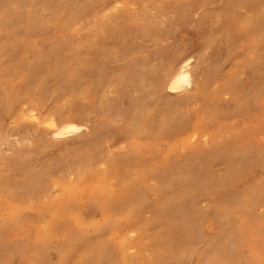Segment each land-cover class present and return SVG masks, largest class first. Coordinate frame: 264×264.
I'll return each instance as SVG.
<instances>
[{
	"label": "rangeland",
	"instance_id": "rangeland-1",
	"mask_svg": "<svg viewBox=\"0 0 264 264\" xmlns=\"http://www.w3.org/2000/svg\"><path fill=\"white\" fill-rule=\"evenodd\" d=\"M185 58L192 85L173 93L171 72ZM23 72L40 91H18L9 116L5 89L18 88ZM32 112L76 119L81 131L58 138ZM28 155L30 176H46L41 191L27 190L33 201H0V264H20L17 246L43 231L54 250L41 264H122L118 237L128 245L124 264H264V0H1L2 200L23 183L8 161ZM80 166L95 173L74 175ZM138 174L133 204L145 208L116 205L117 237L100 235V254V184L109 177L113 199ZM21 215L25 233L14 223ZM72 232L85 240L63 257L56 248Z\"/></svg>",
	"mask_w": 264,
	"mask_h": 264
},
{
	"label": "bare ground",
	"instance_id": "bare-ground-1",
	"mask_svg": "<svg viewBox=\"0 0 264 264\" xmlns=\"http://www.w3.org/2000/svg\"><path fill=\"white\" fill-rule=\"evenodd\" d=\"M0 2H1V0H0ZM7 20H8V22L10 21V18L8 16H7ZM132 48H134V47H132ZM24 53H26V52H24ZM16 63H17V61L12 54L8 57V59H6V65L8 68H12L14 65H16ZM42 63H43V61L40 60L38 65L41 66ZM171 73L172 74L169 78L168 85H167L168 89L171 92L179 93L184 88L191 87V85H192V73L190 70L189 58L182 59L175 66V68L172 70ZM37 79H36V76L32 72H23L18 88L14 87V90H11V87H8L5 89L6 90L5 99H6V101H9V105L6 107V110H4V111H6V113L9 116H12L15 114V104L18 103V94H19L18 91L25 90L28 92L30 86L33 85L35 88H37L36 89L37 91L34 95L35 96L38 95V91H40V84L36 83ZM156 83H158V82H156ZM159 83H161V82L159 81ZM188 98H190V97H188ZM184 100L185 99L181 100V102H183ZM181 102H179V103H181ZM164 110H166V109H164ZM26 112L27 111L24 110V112H23L24 115H22L23 117H26L25 116ZM141 113H143V112H141ZM86 114H87V112H86ZM39 115L42 116L41 113H39L37 115L34 112H32L31 117H32V119L37 121V123L39 125L48 126L50 129V132L58 138L66 136L68 134H74V133H78V132L80 133V131H81V127L78 126V124H77L78 121L76 119L62 117L61 120H59V119L57 120V118H55L53 115L47 119L46 118L41 119ZM142 115L143 114H141V116ZM93 117H95V116H93ZM141 120H142V118H141ZM111 125H112V123H111ZM171 127H172V124H171L170 128ZM92 131H93L92 135L87 137V138H92L94 132L96 131V127H93ZM32 140H33V138H32ZM141 148H142L141 146L137 145V146L133 147L132 151L134 150V151L139 152L140 150L145 149V147L142 149ZM146 149H147V147H146ZM33 159H34L33 155H28L25 157L17 156L14 160L8 161L7 167L9 168V170L13 171V172L20 173V175H21L20 178H22L21 180H23V183H20V184L18 183L17 187H15L12 191H9V197H8L7 201L2 200L0 198V201L6 203L8 207H10L13 204L15 205L19 201H22V202H24L25 200L33 201L31 199L26 198V194L28 193L27 190L29 188H30L29 190L31 192H34V193H37V191H41L40 190L41 189L40 182H41V179L46 176V173L43 171V169H41V170H36L34 175L30 176L29 173H30V171H32L31 162L33 161ZM49 166H50V164H49ZM94 173H95L94 168L91 166L86 167V168H81V166L77 167V168H73V174L74 175L80 174L81 176H83L84 179L91 177V175ZM120 177L121 176L119 175V178ZM108 180H109V177H106L102 181V183L100 184V189L97 191V195L95 196V198H96L95 207L99 208L101 210L102 217H103L102 224L98 225L96 228V235H98V237L95 240V244L97 246V250L101 251L100 254H103V255H104L105 251L107 250V247H105V245H103L101 243L100 235H103L106 232H113V234L117 237L116 231L114 230V227H113V218L115 217L114 215H116L118 213L117 212L118 207H116V205H124L125 206L124 209H126V211L129 209L134 210L136 208L138 213L141 212L145 208L144 207L145 204H143L141 201L133 204V202L136 199L140 198V190H138V188H137V185L141 186V177L139 174L137 175L136 181H131L130 183H123L125 185L124 188L130 190L128 195L123 193V190L121 188V190L119 192H117V194L115 195V197L113 199H109V194H107V192H106V183L108 182ZM10 181H11V178L7 177L6 182H10ZM86 183L89 184V182H86ZM71 192L72 193L78 192V189L73 188ZM90 193H92V189H90ZM73 206H75V205H73ZM124 209H122L121 211H123ZM165 211H166V209L163 206L161 213H163ZM21 216L22 217L20 219L14 220V223L22 229L23 233H25V229L28 228L30 225H29L28 221H26L24 216L23 215H21ZM133 218L134 217H131V218L125 217L124 220H125V222H127L129 224L130 222H132ZM84 221H85V217L82 213L76 214L73 217V224L75 226H82L84 224ZM57 225L59 226L58 222L51 226L49 234L52 233V230L54 228L58 227ZM40 234L42 235V237H40V236L35 237V238L33 237L32 238L33 241L29 240V237H28V240L23 245L17 246L16 252L18 253V255L21 259L20 264H41L40 258L47 255L48 252H50L51 250L52 251L54 250L52 248L49 249L50 248V246H49L50 236L45 235L44 231ZM84 240H85V237H83L80 233L77 234L75 232H72V236L65 239V245L63 247L56 248L57 253H61V255L63 257L67 256L71 252V250L76 247V245H78L81 241L83 242ZM91 242H92V240L89 241V244ZM0 244L2 245L1 249H3L5 247V244H4V240L2 237V233H0ZM116 245H117L118 254L122 260V264H124V253H125V251L128 250V248H127L128 245L126 243L125 238H119L118 237L117 241H116ZM91 253H92L91 250H88L86 252L85 257L88 258L87 261H90ZM154 257L157 259V255H154ZM214 263L215 264H223V262L221 263V260L219 259V257L214 261ZM225 264H227V262H225Z\"/></svg>",
	"mask_w": 264,
	"mask_h": 264
}]
</instances>
